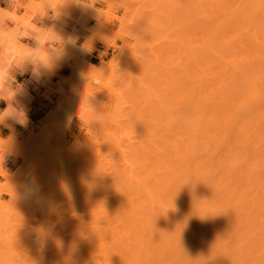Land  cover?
I'll list each match as a JSON object with an SVG mask.
<instances>
[{
	"label": "bare ground",
	"instance_id": "1",
	"mask_svg": "<svg viewBox=\"0 0 264 264\" xmlns=\"http://www.w3.org/2000/svg\"><path fill=\"white\" fill-rule=\"evenodd\" d=\"M172 4L176 59L163 47L156 59L176 99L173 120L139 158L136 149L121 156L134 162L136 200L118 169L130 189L119 184L118 195L115 179L113 199L87 204L77 264H264V0Z\"/></svg>",
	"mask_w": 264,
	"mask_h": 264
},
{
	"label": "rangeland",
	"instance_id": "2",
	"mask_svg": "<svg viewBox=\"0 0 264 264\" xmlns=\"http://www.w3.org/2000/svg\"><path fill=\"white\" fill-rule=\"evenodd\" d=\"M92 2L107 21L98 20L94 9L69 0L0 4V24L5 28L35 24L51 29L49 38L56 34L76 38L55 68L35 79L41 86L44 76L54 81H47L39 95L47 107L41 120L23 137L11 135L7 155L17 163L12 171L0 168V264H77L75 235L79 221L87 217V204L97 197L113 199L116 195L107 194L116 187L121 190V179L130 186L132 199L138 191L135 184L141 186L138 179L130 180L137 175L135 169L128 174L134 162L127 168L122 157H132L136 149L139 158L142 142L156 140L161 121L173 120L176 99L169 90L170 78L165 72L164 80L156 59L163 48L173 62L176 59L173 0ZM103 65L107 68L100 71ZM61 66L67 67L65 76L56 74ZM112 170H122L124 176L117 172L118 180ZM118 190V195L124 191Z\"/></svg>",
	"mask_w": 264,
	"mask_h": 264
},
{
	"label": "clouds",
	"instance_id": "3",
	"mask_svg": "<svg viewBox=\"0 0 264 264\" xmlns=\"http://www.w3.org/2000/svg\"><path fill=\"white\" fill-rule=\"evenodd\" d=\"M69 2L84 9H94L98 20L107 21L92 0H69ZM56 15L58 16L59 12ZM49 31L53 32L35 24L32 28L22 26L19 29L5 28L0 24V49L5 46L8 48L7 55L0 54V101L6 105L5 108L0 109V125L11 127L8 121L24 127L28 124L26 109L17 100L18 96L25 94V89L23 84L17 82L16 74L30 71L32 78L38 79L44 72H50L55 68L67 47L75 46V37L56 34L54 38H49L47 35ZM26 39L34 41V46L22 42ZM188 119L190 123H195L193 118ZM12 143L13 137H0L2 162L9 153Z\"/></svg>",
	"mask_w": 264,
	"mask_h": 264
},
{
	"label": "crops",
	"instance_id": "4",
	"mask_svg": "<svg viewBox=\"0 0 264 264\" xmlns=\"http://www.w3.org/2000/svg\"><path fill=\"white\" fill-rule=\"evenodd\" d=\"M9 0H0L1 3H6ZM28 0H18L20 4H23L27 2ZM2 9H5L4 7H1ZM23 43H27V40H23ZM96 49L98 51H105L104 48H102L100 45H96ZM2 49H0L1 52ZM93 57V55H90ZM97 56V55H96ZM87 58V56H86ZM67 71L66 66H61L56 70V74L59 76H65V72ZM16 80L17 82L24 85L25 94L18 96L17 100L19 103H21L27 112L28 116V124L26 127L21 126L19 124H14L11 121H8V123L11 125V127H5L4 125H0V137L8 138L11 135H15L18 139L26 135L28 132H30L34 125L41 120L43 114L46 112L47 107L46 105L40 100L39 95L43 92V86H46L48 83L47 81H50L53 83L52 77L44 76V85L41 86L38 84V82L32 78L30 71H26L23 74H16ZM5 103L0 101V109L5 108ZM17 163V159L12 155L5 156L4 162H0V168L7 171H12ZM0 177V182H1Z\"/></svg>",
	"mask_w": 264,
	"mask_h": 264
}]
</instances>
